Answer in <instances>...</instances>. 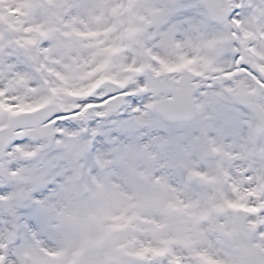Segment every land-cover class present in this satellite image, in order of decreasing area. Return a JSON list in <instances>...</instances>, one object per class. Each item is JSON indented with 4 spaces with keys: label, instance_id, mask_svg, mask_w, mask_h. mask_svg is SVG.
<instances>
[{
    "label": "snow or ice",
    "instance_id": "6c2138e0",
    "mask_svg": "<svg viewBox=\"0 0 264 264\" xmlns=\"http://www.w3.org/2000/svg\"><path fill=\"white\" fill-rule=\"evenodd\" d=\"M0 264H264V0H0Z\"/></svg>",
    "mask_w": 264,
    "mask_h": 264
}]
</instances>
